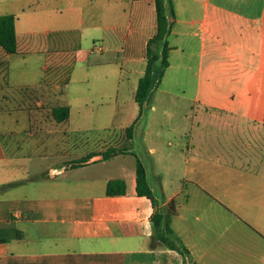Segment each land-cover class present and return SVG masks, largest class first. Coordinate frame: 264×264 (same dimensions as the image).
Masks as SVG:
<instances>
[{
	"label": "crops",
	"instance_id": "obj_1",
	"mask_svg": "<svg viewBox=\"0 0 264 264\" xmlns=\"http://www.w3.org/2000/svg\"><path fill=\"white\" fill-rule=\"evenodd\" d=\"M117 1L0 0V14L15 15L17 39L15 53L0 45V87L50 85L69 104L68 124L56 123L67 134L87 129L92 115L105 132L115 119L124 118L125 129L138 114L134 92L145 67L130 34L135 19L145 22L143 7L155 13V5L137 4L119 23ZM172 1L168 66L124 141H138L134 150L146 152L164 203L176 201L171 226L193 262L264 264V0ZM83 36L96 40L85 51ZM104 49L122 53L131 80L123 105L118 79L116 98L92 108L96 82L85 78L103 63L90 55ZM74 102L82 104L75 127ZM41 118L24 137L0 118V264H183L177 250L152 245L146 196L106 195L107 178L135 175L134 155V164L125 158L132 154H119L66 170L59 160L42 174H33L31 160L16 168L20 157L50 155ZM110 145L100 141L86 153ZM114 159V170H103Z\"/></svg>",
	"mask_w": 264,
	"mask_h": 264
},
{
	"label": "trees",
	"instance_id": "obj_2",
	"mask_svg": "<svg viewBox=\"0 0 264 264\" xmlns=\"http://www.w3.org/2000/svg\"><path fill=\"white\" fill-rule=\"evenodd\" d=\"M154 5L155 31L146 41L145 67L143 74L138 79L134 92V100L138 104V114L125 128L126 136L129 139L133 137L137 122L146 112L152 91L159 83L165 68L168 66L167 36L171 29L174 14L173 1L154 0ZM0 45L9 53H15L17 50L15 15L13 13L0 14ZM57 94L59 93L54 92L48 84L0 87V100L5 102L9 99L19 98V108L27 106L26 109L29 112L31 120L35 111L34 113L42 115L44 120L48 119L49 121L51 118L57 124L67 125L70 107ZM28 102H31L32 105ZM4 110L6 109L4 108ZM95 153H104L103 159L119 154H132L135 156V175L107 178L106 195L111 197L146 196L151 201L153 207L151 214V222H153L152 245L155 246L160 241V244L164 247L177 250L183 256V264H198L191 260L188 247L171 226V218L177 213L176 201L170 200L164 203L158 186L157 190H155V187L151 183L145 163L132 147L125 144L110 146L105 151L103 150V152H90L61 161L57 166L63 170L83 166L90 162L92 155H95Z\"/></svg>",
	"mask_w": 264,
	"mask_h": 264
},
{
	"label": "rangeland",
	"instance_id": "obj_3",
	"mask_svg": "<svg viewBox=\"0 0 264 264\" xmlns=\"http://www.w3.org/2000/svg\"><path fill=\"white\" fill-rule=\"evenodd\" d=\"M148 3V0H118L117 4H116V11L118 13V18L117 21L123 22V20L125 19V14H127L131 8H132V12L135 13V5L137 4H144L146 5ZM144 8V23H138L135 22L133 24V29L134 31L131 32L130 34V38H135V55L136 58L139 57L140 61H137V63H140L141 60L144 58L145 60V55H146V47L143 44L144 42L147 41V39L154 33L155 31V13L149 12L146 8V6L143 7ZM101 9L104 11L106 8L103 4H101ZM137 12V11H136ZM136 15V14H135ZM137 17V16H136ZM138 18V17H137ZM139 26V28H138ZM139 30V31H138ZM86 36H83V38H78L79 43H81L82 45V51H85L86 48H90L93 46L94 42H96V40H93L91 37H88L85 39ZM74 42V41H71ZM145 47V48H144ZM144 48V51H142V49ZM94 56L97 58L98 56H100L101 60H102V64L100 67H94L95 71L92 70L91 74L88 75L87 78H85V72L82 69V74L83 77L89 80V83L95 81L96 82V86H95V92L93 93L94 96H96L94 99H88L89 101V106L92 108L98 107L100 104L96 103L99 102L101 100H105V99H109L108 97L110 95H114V98H116V88H117V81L118 79H120L119 77V73L121 72V75H123V78L121 76V84L122 86L119 89V100L118 103L123 105L124 101L126 100V91H125V86H126V80L128 79V82L131 80L130 79V75L127 73V68H126V64H124L121 68H120V63L122 62V58L124 57L122 55V53H117L116 51H112V50H107L104 49L101 53L100 51H97L96 53L90 55L91 61L93 62ZM143 57V58H142ZM119 60V61H118ZM119 63V66L118 64ZM135 64V66H137L138 68L141 67V64ZM84 65V64H83ZM94 65V64H93ZM77 66H78V70L80 69V62H77ZM120 68V69H119ZM123 68V69H122ZM142 68V67H141ZM140 68V69H141ZM127 77V79H126ZM128 84V83H127ZM102 96V98H100ZM19 99V98H18ZM18 99H9L8 101L2 102L0 100V118L5 114L6 118L8 119V123L7 125L14 128L18 133V136L20 135H24L23 133H25V131L28 130V128L31 126L32 129L36 128V120L37 117L39 116L38 113H34L33 119L28 121V110L26 109L27 106L23 107V108H19L20 106L18 105ZM94 101V102H92ZM112 101V99L110 100ZM17 102V104H16ZM102 103V102H101ZM127 103V102H126ZM114 104V103H113ZM73 117H72V122H73V127H75V125H77V123L81 122V118L79 117L81 108H82V104L80 103H73ZM19 106V107H17ZM22 107V106H21ZM104 107V105H103ZM4 108L6 110H4ZM102 108V107H101ZM19 109V110H18ZM15 110V112H13ZM7 111H9L7 113ZM42 117V115H41ZM42 120H44L43 118H41ZM45 123H43L44 129L48 130L49 133H46L47 136V142L48 145H46V149L45 152L47 154L50 153V155H48L46 158L43 159H39L38 156L35 158H31V159H27V156L24 157H20L19 159H17V163L16 164H20V166H17L16 168L18 169H24L27 165L23 166L24 164H26L27 160H31V167L33 170V174L37 173V174H42L44 167L47 166L48 164H51L52 162H57L59 160H67L69 158L75 157V156H79L82 155L84 153H86L89 149L94 148V147H98L100 141H102L103 143H107L110 144V146H118V145H127L129 147H132L133 149H135L137 147V143L138 141L134 140L132 143L126 144L124 139L126 140V131H124L125 129L122 128V126L124 125V120H116L115 119V127H112L110 130L108 131H104L103 128L99 129L96 128L94 125L98 124L99 122L101 123L102 120H100V116L98 118H94V116L92 115V117L87 120V129L85 130H80V131H76L75 129L71 128L70 133H65L62 132V128L59 127L56 123L55 124H50L48 122V119L44 120ZM118 121V122H117ZM140 124L143 125V123L141 122ZM47 125V126H46ZM129 125V124H128ZM63 126V125H62ZM65 126V125H64ZM0 129L3 130L4 128L2 127V125L0 124ZM35 144V149L34 152L38 154L42 153V149L37 147V136L33 137ZM104 146V144H103ZM44 151V150H43ZM135 152L140 156V157H144V154H146L145 151H141V152H137V150H135ZM142 156H141V155ZM129 160H133V164H134V156L133 155H127V157H125ZM142 159V158H141ZM116 160V161H114ZM113 161L109 162L106 164L105 168H103V170L106 169H111L114 170V165L119 164V160L114 159ZM19 162V163H18ZM113 164V165H111ZM118 170V169H117ZM119 171V170H118ZM119 173V172H118ZM36 175V174H35ZM127 177V176H125ZM151 178V183L152 185L155 187V190H157V183L153 180V176H150ZM6 233H10V232H6ZM13 264V263H11Z\"/></svg>",
	"mask_w": 264,
	"mask_h": 264
},
{
	"label": "bare ground",
	"instance_id": "obj_4",
	"mask_svg": "<svg viewBox=\"0 0 264 264\" xmlns=\"http://www.w3.org/2000/svg\"><path fill=\"white\" fill-rule=\"evenodd\" d=\"M131 9H132V8H131ZM123 49H124V48H123ZM119 52H120V51H119ZM116 54H117V52H116ZM118 66H119V63H118ZM119 69H120V68H119ZM122 69H123V68H122ZM121 76H122V78H123V75H121ZM119 78H120V77H119ZM120 79H121V78H120ZM120 79H119V80H120ZM123 79H124V78H123ZM125 84H126V83H125ZM118 85H119V84H118ZM23 98H24V97H23ZM34 99H35V98H34ZM30 101H31V100H30ZM37 102H38V101H37ZM28 103H31V102H28ZM38 103H39V102H38ZM16 104H17V102H16ZM31 105H32V103H31ZM31 105H30V106H31ZM49 105H50V104H49ZM30 106H29V107H30ZM18 107H19V106H18ZM33 108H34V106H33ZM40 108H41V107H40ZM48 108H49V107H48ZM49 109H50V108H49ZM18 110H19V109H18ZM44 110H45V109H44ZM0 111H1V110H0ZM8 112H9V111H7V113H8ZM13 112H15V110H14ZM131 112H132V111H131ZM131 112H130V113H131ZM0 113H1V112H0ZM117 114H118V112H117ZM130 116H131V115H130ZM128 117H129V116H128ZM125 118H126V117H125ZM123 119H124V118H123ZM54 120H55V119H54ZM117 122H118V121H117ZM109 147H110V146H109ZM111 147H113V146H111ZM104 151H105V150H104ZM102 152H103V151H102ZM95 154H97V153H95ZM103 155H104V153H103ZM92 156H93V155H92ZM103 157H104V156H103ZM101 160H102V159H101ZM19 212H20V211H19ZM11 213H12V212H11ZM151 221H152V220H151ZM152 223H153V222H152ZM152 225H153V224H152ZM18 238H19V237H18ZM18 238H17V239H18ZM19 239H20V238H19Z\"/></svg>",
	"mask_w": 264,
	"mask_h": 264
},
{
	"label": "water",
	"instance_id": "obj_5",
	"mask_svg": "<svg viewBox=\"0 0 264 264\" xmlns=\"http://www.w3.org/2000/svg\"><path fill=\"white\" fill-rule=\"evenodd\" d=\"M103 153H97L91 157L92 160L101 159L103 158Z\"/></svg>",
	"mask_w": 264,
	"mask_h": 264
}]
</instances>
